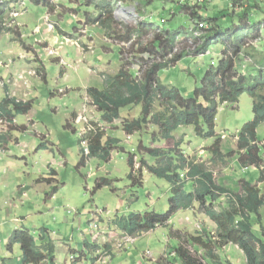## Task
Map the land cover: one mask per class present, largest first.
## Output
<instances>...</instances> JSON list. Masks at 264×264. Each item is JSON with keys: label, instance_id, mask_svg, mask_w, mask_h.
I'll use <instances>...</instances> for the list:
<instances>
[{"label": "rangeland", "instance_id": "rangeland-1", "mask_svg": "<svg viewBox=\"0 0 264 264\" xmlns=\"http://www.w3.org/2000/svg\"><path fill=\"white\" fill-rule=\"evenodd\" d=\"M250 2L236 0L231 6L224 0L214 5L212 0L205 4L188 2L189 6L175 16L161 15V0H113L115 33L106 34L99 25L88 23L96 16L95 11L89 9L90 17L82 18L72 0H52L47 9L29 0H0V101L7 88L10 97L30 101L33 107L29 113L17 115L7 131L0 133V264H23L19 245L12 252L7 250L12 231L19 228L28 229L36 238L46 230L51 239L59 238L56 264H180L175 261L174 248L181 241L199 233H214V223L197 205L178 210L162 225L140 235L130 237L118 229V219L131 212L163 214L168 210L172 186L141 163H161L142 148H166L162 141H151L160 140L151 118L166 104L156 98L147 116L149 123L130 137L124 125L140 117L142 105L121 109L120 117L109 124L103 121L87 90L104 89L105 80L120 70L140 77L141 64L150 61L142 52L149 48L152 35L140 40L137 33L127 43H121L120 38L129 34L131 28L126 26L135 28L144 21L160 31L165 29V20L176 24L180 37L174 54L181 53L183 58L160 70L158 77L162 83L177 87L183 97H193L205 71L212 61L218 62L224 48L214 42L205 54L196 52L205 32L196 29L198 17H192L193 12L212 17L217 10L240 13L241 8L253 7L250 25L254 30L243 40L237 67L254 72L253 67L264 61V1ZM230 24L225 21L226 26ZM252 104L253 99L244 93L236 104L221 105L215 118V138L197 137L192 126H183L173 133V141L179 143L186 165L212 172L226 188L237 191L242 180L257 184L264 226V183L257 182L259 171L241 167L237 156L228 154L236 149L242 126L253 119ZM98 134L104 145L112 138L120 140L119 147L111 148L107 162L88 156L86 149L83 156L81 153ZM257 138L258 145L264 146V123L257 128ZM41 144L45 147L37 150ZM135 151L137 154L131 156ZM82 157L85 163L77 167ZM46 158L50 159L49 170L56 174L49 178L56 182L49 179L40 184L38 180L47 171ZM172 161L180 164L175 158ZM261 169L264 171V163ZM101 178L107 179V186H101ZM180 178L183 180L176 188L192 192L195 184L185 179V171ZM55 185L58 189L53 193ZM97 185L99 190H95ZM225 207L224 196L214 202L216 210ZM254 230L260 236L259 226ZM87 235L96 247L83 245ZM61 238L69 240L68 249ZM184 244L203 264H209L203 249L186 241ZM216 253L222 264H247L235 245L223 246Z\"/></svg>", "mask_w": 264, "mask_h": 264}, {"label": "trees", "instance_id": "trees-1", "mask_svg": "<svg viewBox=\"0 0 264 264\" xmlns=\"http://www.w3.org/2000/svg\"><path fill=\"white\" fill-rule=\"evenodd\" d=\"M52 0H29L35 6L43 8L48 7ZM144 1V0H143ZM251 4H261L250 0ZM76 4L78 13L83 17H90L89 9H93L96 16L88 20L90 25H99L106 34H114L113 25V0H72ZM245 6V5H244ZM183 7L181 6V10ZM253 7L241 8L240 13L234 10H217L215 16L204 17L198 13H192L203 19L207 28L198 27V31H204L205 37L201 38L202 46L196 50L201 55L205 54L208 47L214 42H220L223 50L218 62L205 71L201 78L200 85L193 91V97H183L180 90L171 85L162 83L158 77L160 70L169 67L171 64L178 63L183 55L174 54L179 31L173 26V21L165 23L164 28L158 31L152 24H146L142 21L135 28L128 29V36H121V43L131 41L133 37L138 36L140 40L146 34L152 35L149 48L143 50V54H148L150 61L141 64L140 71H143L140 77L132 73H125L120 70L115 76L108 77L105 80V88L90 87L87 90L93 104L102 113L103 121L111 124L120 116V110L129 105H142L141 115L129 124L124 125V131L131 136L136 132L142 131L144 124L149 123L147 116L150 114V108L155 99H161L166 107L163 111L154 114L151 122L157 127L159 138L151 141H162L166 148L143 147L147 154L159 159V165H147L141 162L147 171L154 176L164 179L172 186V192L168 199V210L163 214L146 212L143 214L129 213L119 218L116 225L118 229L123 230L126 235L133 237L142 232L155 229L157 225H162L170 219L178 210L190 209L193 205L202 208L206 217L215 225L214 234L211 232L199 233L197 236H190L175 248L176 256L180 264H203L196 255L190 252L184 241L191 247L197 246L203 249L205 257L209 264H222L216 253L223 246L229 244L236 245L245 255L247 264H264V226L261 223L260 208L263 200L260 197V191L257 184H251L249 181L242 180L238 185V190L233 191L223 186L218 178L212 172H202L195 165H186V160L180 151L179 143L174 142L173 133L183 126H192L197 137L207 139L215 138V118L217 110L221 105H234L239 97L247 93L252 99L253 119L245 123L237 135L236 149L228 154L236 155L241 167H254L259 171L257 182L264 183V146L258 145L257 128L264 123V61H258L259 65L251 73H247L240 67H237V58L240 54L243 40L249 38L254 30L250 25L253 21L251 12ZM264 13V9L261 10ZM168 14V13H166ZM163 15V13H162ZM231 22L229 26L225 21ZM259 23V21H256ZM262 25V22H261ZM264 27V26H263ZM132 37V38H131ZM160 60L159 62H152ZM152 62V63H150ZM171 68V67H170ZM32 102H21L10 97L7 88L5 96L0 101V109L8 117L25 115L32 110ZM5 141V139H2ZM120 140L112 138L104 145L101 142V135L88 142L86 148L81 151L84 155L85 149L88 150V156L98 158L103 162L109 160L112 147H119ZM219 141L215 143V147ZM45 147L41 144L37 150ZM120 151V150H119ZM137 154V151L131 153ZM177 159L180 164H173L172 159ZM82 157L77 167L85 162ZM132 163V159L129 161ZM132 165V164H131ZM185 171V179L193 180L195 188L192 192H186L176 188L180 186L183 179L180 173ZM50 173L56 175L53 170ZM130 178L131 175L129 174ZM44 181L50 182L48 178ZM107 186L106 178H101V186ZM176 188V189H174ZM58 189V185L53 187V193ZM97 185L95 190H99ZM174 189V190H173ZM49 193V192H48ZM47 197H50L49 194ZM227 198V207L216 210L214 202L220 197ZM208 203V205H206ZM254 219L255 223L252 221ZM259 226L260 236L256 234L254 226ZM40 237H36L26 228H19L12 231L8 248L12 252L13 247L20 246L22 252L21 263L23 264H55L56 246L49 237L46 230L39 232ZM38 235V236H39ZM90 238L84 242V246L96 247ZM108 247V245L106 246ZM177 263V262H176Z\"/></svg>", "mask_w": 264, "mask_h": 264}, {"label": "crops", "instance_id": "crops-1", "mask_svg": "<svg viewBox=\"0 0 264 264\" xmlns=\"http://www.w3.org/2000/svg\"><path fill=\"white\" fill-rule=\"evenodd\" d=\"M168 1V2H167ZM181 0H161V3H162V9H163V12L162 13H169L170 15H172V14H175V15H178V13L179 12H183L182 10H181V6L185 3V2H188V0H182L181 2H180ZM218 0H212V4L214 5V4H216V2H217ZM162 15V14H161ZM161 19V18H160ZM162 20V19H161ZM161 22V21H160ZM173 24H174V22H173ZM45 151V150H44ZM49 161H50V159L49 158H46V161H45V163H47V165H46V169H47V171H46V173H45V176H42L39 180H38V183H40V184H43V182H44V179L45 178H48V179H50V180H52L53 181V183L54 182H56V179H54V178H49V176H52L53 174H51L50 173V170H49ZM42 179V180H41ZM46 202H45V200H44V204H45ZM215 225V224H214ZM216 228V226H212V229H215ZM86 235V234H85ZM83 237V238H82ZM36 239H38V237L36 238ZM61 239H64V241L66 242V244H62L64 247H66L67 249L70 247V245H68V242H69V240H67V239H65V238H61ZM83 239H84V235L83 236H81V241H83ZM86 239H88V235L86 236V238H85V240ZM52 241H54V243H55V246H56V250L55 251H57V246L59 245V241H61L59 238H55V239H51ZM82 244H83V242H82ZM15 247V246H14ZM65 250V249H64ZM13 251V250H12ZM67 251V250H66ZM55 264H56V261H55ZM83 264V263H82Z\"/></svg>", "mask_w": 264, "mask_h": 264}, {"label": "built area", "instance_id": "built-area-1", "mask_svg": "<svg viewBox=\"0 0 264 264\" xmlns=\"http://www.w3.org/2000/svg\"><path fill=\"white\" fill-rule=\"evenodd\" d=\"M210 0H195V2L198 3H206ZM236 0H225V2H227L230 6L233 5L235 3ZM254 2H261L262 0H253ZM119 12L121 13H125L126 11L124 10H119ZM205 22H198V27H202L204 25ZM213 64V62H212ZM11 117H8L1 109H0V133H3L9 126L11 123H13L15 121L14 118H12L13 120H10ZM96 227V226H95Z\"/></svg>", "mask_w": 264, "mask_h": 264}, {"label": "clouds", "instance_id": "clouds-1", "mask_svg": "<svg viewBox=\"0 0 264 264\" xmlns=\"http://www.w3.org/2000/svg\"><path fill=\"white\" fill-rule=\"evenodd\" d=\"M182 1V0H181ZM180 1V2H181ZM225 1V0H224ZM188 2L189 3H193V2H195V0H188ZM188 2H185V6H189V4H188ZM209 2V1H208ZM208 2H206V3H208ZM236 2V1H235ZM202 4H205V3H202ZM184 5V4H183ZM182 5V6H183ZM183 11V10H182ZM126 13H128V12H126ZM179 13H182V12H179ZM178 13V14H179ZM163 15H166V13H163ZM175 16H178V15H175ZM146 21V20H145ZM172 22V21H171ZM171 22H169L167 25V27H170L171 25H169ZM198 22H205L204 20H202V19H195V23H196V29L198 30ZM206 23V22H205ZM178 27V26H177ZM204 32V31H203ZM175 51H176V49H175ZM212 62H213V64H212ZM211 62V65H215L216 63L214 62V61H212ZM11 118H14V119H16L15 117H11ZM5 131H7V129L5 130ZM4 131V132H5ZM3 132V133H4ZM84 148H86V147H84ZM183 154V153H182ZM254 168V167H253ZM171 192H172V190H171ZM186 210H188V209H186ZM132 213V212H131ZM212 222V221H211ZM213 223V222H212ZM89 226H91V224L89 225ZM216 226V225H215ZM153 230V229H152ZM215 230H216V228H215ZM148 231H150V230H148ZM143 232H146V231H142V232H140V233H138V235H140L141 233H143ZM212 233V232H211ZM212 234H214V233H212ZM128 236V235H127ZM108 245V244H107ZM179 246V245H178ZM177 246V247H178ZM236 246V245H235ZM176 248V247H175ZM175 248H174V253H175ZM149 254V251L148 252H145V255H148ZM177 260H178V258H177V256H176V253H175V261L177 262ZM179 261V260H178ZM71 262V261H70Z\"/></svg>", "mask_w": 264, "mask_h": 264}, {"label": "bare ground", "instance_id": "bare-ground-1", "mask_svg": "<svg viewBox=\"0 0 264 264\" xmlns=\"http://www.w3.org/2000/svg\"><path fill=\"white\" fill-rule=\"evenodd\" d=\"M200 28H207V27L203 25V26H202V27H200Z\"/></svg>", "mask_w": 264, "mask_h": 264}]
</instances>
